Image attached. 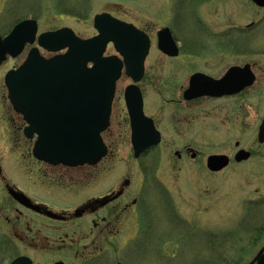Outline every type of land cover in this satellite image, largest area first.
Listing matches in <instances>:
<instances>
[{"label": "rangeland", "instance_id": "374dc122", "mask_svg": "<svg viewBox=\"0 0 264 264\" xmlns=\"http://www.w3.org/2000/svg\"><path fill=\"white\" fill-rule=\"evenodd\" d=\"M249 2V0H0V29L3 35L17 20L38 18L51 26H67L79 37L89 39L97 34L93 26L94 17L106 12L141 29L149 28L152 31L155 41L151 58L146 65L149 79L140 86L146 94L147 107L150 108L148 114H155L159 128L163 131V144L140 162L141 169L147 168L148 165L152 166L154 178L157 179L156 186L150 192L147 221L141 222V229L145 232L149 226L148 220L157 217L158 228L154 229L152 237H147L148 242L157 240V243L136 249H123L117 256L111 254L108 264H249L264 247V204L261 205L264 202V144H259L257 131L264 118V97L255 95L252 107L249 108L252 115L245 119L243 112V116L239 115L236 119V126L235 121L232 125L231 123L223 125L222 117L220 119L212 115L210 118L199 117L200 119L196 118L197 115L192 119L183 116L186 120L180 125L173 119L176 109L169 107L165 102L170 98V90L167 85L161 84L164 82L162 79H166L172 73V68L165 66L164 63L157 65V61L161 59L156 33L160 29L171 28L186 50L194 47L208 50L206 56H215L218 49L226 51L232 48L237 50L248 48L253 52L254 62L264 66V11L253 8ZM232 24H237L239 28L253 25L248 43L245 39L237 38L236 46L233 47L232 43L225 42L222 38L210 39V35L227 32ZM116 54L111 46L107 55ZM212 72L215 73L216 69ZM5 74L6 68L0 70V158L10 163L23 160L37 170L38 166L32 164L34 161L30 158L21 159L23 150L14 147L15 143H9L4 137L6 133H23L21 129L23 121L13 111L7 98ZM157 77L158 83L153 87L152 81L154 82ZM183 78L184 76L179 75L177 82L181 83ZM262 83L264 84V81ZM130 84L132 81L124 76L118 85L115 119L116 124L120 125L119 128L113 125L112 129L116 138L122 141L119 151L115 152V157L109 160L114 164L116 162V169L125 168L126 175H120L124 178L129 176L128 169H131L132 174L140 172L134 159L128 113L124 102V91ZM205 109L212 111L213 104L207 105ZM197 111H200V107ZM118 115L120 118H117ZM180 118L181 116L176 117ZM187 120L190 123L188 125ZM237 141L244 148L253 150L254 158L241 166L235 167L233 164L230 170L219 175L210 173L206 167L208 157L222 151L232 155ZM187 143L201 151L200 160L178 161L175 151ZM28 148L31 152L33 143L30 142ZM131 177L135 179V176ZM30 184L27 186V192L40 196L39 188ZM80 194L75 198L73 196L63 199L75 203L81 198L89 197L87 188L81 189ZM172 211L178 221L177 224L170 221ZM167 241H170L168 245Z\"/></svg>", "mask_w": 264, "mask_h": 264}, {"label": "flooded vegetation", "instance_id": "af4514ba", "mask_svg": "<svg viewBox=\"0 0 264 264\" xmlns=\"http://www.w3.org/2000/svg\"><path fill=\"white\" fill-rule=\"evenodd\" d=\"M249 1L253 8L264 11V8L258 6L253 0ZM28 21L35 24L28 25L16 36L11 43V54L7 55L0 64V70L6 68L5 76L18 71L32 54L51 60L66 53V51L50 52L40 45L39 38L42 35L55 33L69 27L44 24L38 18L17 20L10 25L6 34L1 33L2 37H10L18 26ZM252 28L251 24L240 28L237 24H232L227 32L210 35L211 38H209H222L235 47L237 38L245 39V42L248 43ZM139 29L149 36L152 44L145 63L144 78L141 82L144 83L149 79L146 65L151 58L155 40L149 28ZM168 29L179 48L178 54L171 56L158 49L161 60L157 61V65L160 66L164 63L165 66L172 68V73L166 79H162L164 82L161 84L167 85L170 90V98L165 102L169 107L176 109L173 119L182 125L186 120L183 116L192 119L196 115L198 116L196 118H210L212 115L220 117V119L222 117L223 125H230V123L232 125L235 121L236 126V119L239 115L243 116V112L245 119L250 117L252 113L249 108L252 107L255 95L264 97V86H262L264 85L262 83L264 81V66L254 62L253 52L248 48L244 50L232 48L226 51L218 49L215 56H206L205 53L208 50H199L194 47L186 50L178 41L175 31L171 28ZM34 31H36L35 34H33ZM160 31L161 29L156 33L157 43ZM234 33L235 35H233ZM46 45L50 46L48 43ZM208 69L214 70L209 71ZM179 75L184 76L181 83L177 82ZM157 79L158 77L154 79V82L152 81L153 87H156ZM140 84L139 87L144 97L145 114L161 133L162 142L139 159L134 158L140 171L138 174L136 172L132 174L131 169H128L129 176L127 178L120 177L122 174L126 175L125 168L116 169V162L114 164L109 161L115 157V152L119 151L122 141V139L116 138L112 129L113 125L118 128L120 125V123L116 124L115 101L112 106L109 128L102 135L107 146V154L94 165L68 167L38 161L28 148L30 142L34 144V140L25 138L24 133H6L4 137L7 138V141L14 142V147L23 150L21 159H32L34 161L32 164L37 165L38 169L34 170L35 168L23 160L10 163L0 158V264H108L111 254L117 256L123 249H136L157 243V240L152 243L147 241V237H152V232L158 228L157 217L152 216L153 218L148 220L149 226L145 232L141 229V222L147 221L150 192L156 186L157 179L154 178L152 166L148 165L147 168L141 169L140 162L162 146L163 131L159 128L155 114H148L150 108L147 107L146 94ZM206 84L214 86L213 96L187 98L189 95L200 93ZM192 86L195 91L188 95L187 92ZM173 90L177 92L175 93ZM210 104H213V109L209 112L205 107ZM199 107L200 111L198 112ZM16 115L23 121L21 129L24 132L26 123L22 116ZM178 116L181 118L176 119ZM117 118H120L119 115ZM263 121L264 118L257 127L258 134ZM188 124H190L189 121L186 125ZM219 126L221 127V122ZM14 135L16 136L14 137ZM122 136L120 135L121 138ZM235 148L232 155L223 151L211 155L223 157L228 163L216 172H212L208 168V160L211 157L209 156L206 164L208 171L219 175L230 170V167L234 165L235 167L241 166L254 158L253 150L244 148L239 141L235 143ZM11 153L13 155L14 150ZM242 153L249 154L250 157L238 160ZM175 156L179 162L187 160L196 162L202 158L201 151L189 143L176 150ZM131 175L135 176V179ZM99 177L101 178L97 179ZM29 183H31L30 186L39 188L40 196L30 195L27 192ZM24 184L26 185L24 186ZM83 188H87L89 191V197L86 199L81 198L75 203L63 199L80 196ZM263 204L264 202L261 205ZM171 216L170 221L177 224L174 212ZM169 242H166L167 245ZM261 250H264V247ZM256 256L250 263L255 260Z\"/></svg>", "mask_w": 264, "mask_h": 264}, {"label": "water", "instance_id": "95a60500", "mask_svg": "<svg viewBox=\"0 0 264 264\" xmlns=\"http://www.w3.org/2000/svg\"><path fill=\"white\" fill-rule=\"evenodd\" d=\"M254 2L264 7V1ZM30 24L34 22L21 24L4 40L0 35V64L11 54L12 41ZM94 27L99 35L89 40L80 39L70 29L41 36L40 45L49 51H69L51 60L32 54L18 71L6 76L10 102L28 124L25 135L29 139L37 136L33 155L39 161L78 167L97 164L106 156L102 134L109 128L116 87L124 68L135 84L127 88L125 101L136 158L161 142L153 121L144 114L143 96L136 85L145 74L151 48L149 37L109 14L96 16ZM111 43L120 57H105ZM159 49L171 56L178 54L170 30L159 34ZM193 89L192 86L187 94ZM213 90V85L206 84L200 93L187 98L213 96ZM259 138L264 143V123ZM240 156L238 160L250 157L245 153ZM227 164L223 157H211L208 168L216 172ZM256 261L264 264L263 251Z\"/></svg>", "mask_w": 264, "mask_h": 264}]
</instances>
